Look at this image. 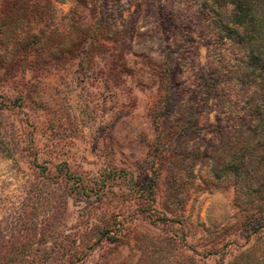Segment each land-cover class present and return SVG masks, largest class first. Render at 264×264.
I'll return each mask as SVG.
<instances>
[{
	"label": "rangeland",
	"instance_id": "374dc122",
	"mask_svg": "<svg viewBox=\"0 0 264 264\" xmlns=\"http://www.w3.org/2000/svg\"><path fill=\"white\" fill-rule=\"evenodd\" d=\"M211 46L185 0H0V264H264Z\"/></svg>",
	"mask_w": 264,
	"mask_h": 264
},
{
	"label": "trees",
	"instance_id": "16d2710c",
	"mask_svg": "<svg viewBox=\"0 0 264 264\" xmlns=\"http://www.w3.org/2000/svg\"><path fill=\"white\" fill-rule=\"evenodd\" d=\"M185 1L194 9L200 36L229 68L230 76L225 82L217 77L216 85L234 83L231 109L241 120L246 140L253 142L247 161L258 167L264 163V0ZM257 173L261 175L251 181L250 172L244 175L249 194L263 187L258 182L264 180V171Z\"/></svg>",
	"mask_w": 264,
	"mask_h": 264
}]
</instances>
